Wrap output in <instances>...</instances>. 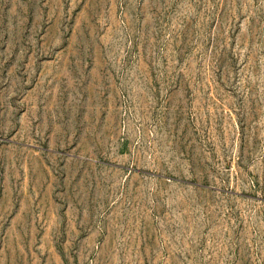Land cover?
<instances>
[{
	"label": "rangeland",
	"instance_id": "1",
	"mask_svg": "<svg viewBox=\"0 0 264 264\" xmlns=\"http://www.w3.org/2000/svg\"><path fill=\"white\" fill-rule=\"evenodd\" d=\"M0 264H264V0H0Z\"/></svg>",
	"mask_w": 264,
	"mask_h": 264
}]
</instances>
